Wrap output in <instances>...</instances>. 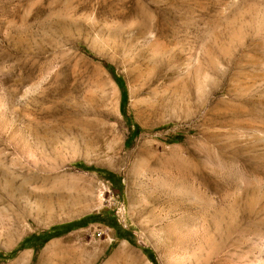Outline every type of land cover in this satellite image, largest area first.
<instances>
[{
    "label": "rangeland",
    "instance_id": "obj_1",
    "mask_svg": "<svg viewBox=\"0 0 264 264\" xmlns=\"http://www.w3.org/2000/svg\"><path fill=\"white\" fill-rule=\"evenodd\" d=\"M0 264H264V0H0Z\"/></svg>",
    "mask_w": 264,
    "mask_h": 264
},
{
    "label": "trees",
    "instance_id": "obj_2",
    "mask_svg": "<svg viewBox=\"0 0 264 264\" xmlns=\"http://www.w3.org/2000/svg\"><path fill=\"white\" fill-rule=\"evenodd\" d=\"M116 80L117 82L119 83V86L121 88V108L123 109L125 104H126V90L124 88V85L123 83L120 81V79L118 77H116ZM138 130V129H136ZM109 180L113 183V184H116V180L114 178L113 175H109ZM71 226L72 225H65V226H61L59 228H51L49 231L46 232V236L48 238H51V237H54V236H57L59 234H62V233H65V232H68L71 230Z\"/></svg>",
    "mask_w": 264,
    "mask_h": 264
}]
</instances>
